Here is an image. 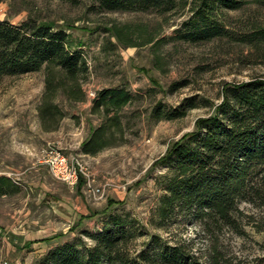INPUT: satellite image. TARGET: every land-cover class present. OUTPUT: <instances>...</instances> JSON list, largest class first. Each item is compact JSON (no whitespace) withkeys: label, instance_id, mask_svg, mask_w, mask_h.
<instances>
[{"label":"rangeland","instance_id":"1","mask_svg":"<svg viewBox=\"0 0 264 264\" xmlns=\"http://www.w3.org/2000/svg\"><path fill=\"white\" fill-rule=\"evenodd\" d=\"M190 10H108L100 0H0V20L28 18L63 27L74 48L84 51L89 73L87 100L68 102L59 129L46 131L39 105L45 71L0 79V176L15 183L0 194V264H42L57 246L97 232L112 214L130 215L138 237L131 255L159 257L164 245L180 246L199 264H264V201H242L234 223L206 227L196 214L175 213L162 221L157 213L166 194L163 160L197 129L200 118L213 116L230 85L264 77V46L245 34L264 26V6L256 0L221 12L224 34L192 41L179 30ZM127 87L137 95L124 110L125 142L90 155L83 143L102 122L92 112L100 90ZM192 99L186 115L158 118ZM49 146L85 164L86 180L72 188L56 179L44 161ZM163 261V262H162Z\"/></svg>","mask_w":264,"mask_h":264},{"label":"trees","instance_id":"2","mask_svg":"<svg viewBox=\"0 0 264 264\" xmlns=\"http://www.w3.org/2000/svg\"><path fill=\"white\" fill-rule=\"evenodd\" d=\"M100 1L108 10L161 13L190 10L192 15L179 32L192 41L224 34L225 26L219 20L221 12L248 3V0ZM256 1L264 6V0ZM245 37L262 48L264 26H255ZM41 70L45 71L46 87L39 116L43 129L54 131L67 115L59 100L61 96L71 103L87 100L83 80L90 68L84 51L74 48L70 33L63 27L32 18L19 23L0 20V79ZM136 96L125 86L99 91L92 112L101 115L102 122L84 141L85 154L95 155L125 142L123 113ZM163 107H157V117L172 119L186 115L187 109L196 107V103L188 99L182 108L167 113ZM163 164L169 170L162 176L167 192L157 208L162 221L179 210L187 211L210 228L212 224L234 223L242 201L255 202L257 198L264 201V77L254 76L230 85L225 91V102L216 113L200 118L197 129L172 148ZM11 185L15 186L11 178L0 176V194H7ZM129 216L112 214L97 232L85 231L92 244L83 238L67 241L50 251L42 264H159L156 256L145 252L140 257L131 255L130 244L139 234ZM159 257L165 264H199L180 246H162Z\"/></svg>","mask_w":264,"mask_h":264},{"label":"built area","instance_id":"3","mask_svg":"<svg viewBox=\"0 0 264 264\" xmlns=\"http://www.w3.org/2000/svg\"><path fill=\"white\" fill-rule=\"evenodd\" d=\"M54 177L72 188L78 186L82 179L86 180L87 185L95 195L102 191L101 188H95L92 184V178L84 163L78 157L68 156L62 149L49 146L45 150L44 161Z\"/></svg>","mask_w":264,"mask_h":264}]
</instances>
